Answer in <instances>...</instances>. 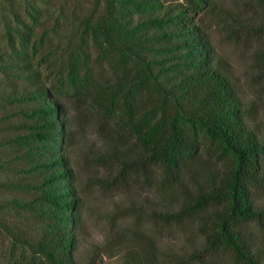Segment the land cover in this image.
<instances>
[{"label":"trees","instance_id":"trees-1","mask_svg":"<svg viewBox=\"0 0 264 264\" xmlns=\"http://www.w3.org/2000/svg\"><path fill=\"white\" fill-rule=\"evenodd\" d=\"M24 1L0 4V46L6 47L0 49V146L8 141L18 148L26 176L16 186L32 194L24 206L44 230L15 233L0 218L13 243L34 257L9 264H79L85 202L71 156L80 136L70 119L72 101L87 103L101 120L105 148L91 162L106 175L88 179L87 190L153 188L161 209L151 218L190 224L203 238L169 264H264V207L256 206L264 194V141L254 125L257 106L245 105L230 66L213 48L220 0H126V8L120 0H93V7L75 11L64 60L49 74L42 65L52 45L44 47L43 38L60 24L44 15L55 8L67 18L69 0H40L42 8L39 0ZM254 2L261 21L231 15L221 28L232 41L249 43L264 82V0ZM148 8L166 11L133 24L135 12ZM88 41L92 50L83 49ZM97 62L110 68L111 78L99 73ZM126 213L120 209L116 218ZM110 241L99 251L124 250L123 264H159L157 245L143 231L114 232Z\"/></svg>","mask_w":264,"mask_h":264},{"label":"rangeland","instance_id":"rangeland-1","mask_svg":"<svg viewBox=\"0 0 264 264\" xmlns=\"http://www.w3.org/2000/svg\"><path fill=\"white\" fill-rule=\"evenodd\" d=\"M0 4L7 6V0H0ZM67 1V0H59ZM145 0H136L138 4ZM26 1L23 0V3ZM126 0L118 2L119 8L128 7ZM162 3L174 4L182 0H161ZM28 4L34 3L31 0ZM38 8L45 7L43 1L37 2ZM79 6V9L76 7ZM221 18L212 30V44L216 56L224 59L230 66V75L235 83L240 87L241 96L246 106L255 104L257 113L254 117V125L259 132V136L264 141V82L259 78L253 63L252 47L247 42L236 43L226 36L221 28V21L227 20L231 15L243 16L247 23L256 24L261 21L263 13L255 5L254 0H220ZM93 7V0H69L67 18L60 16L59 10L53 8L49 15H44L46 19L52 17V24L58 21L56 33H50L48 37L43 38V46L52 48L47 52L45 61L42 65L44 73L57 72L58 66L63 57H65V47L67 37L75 29L74 14L75 11ZM131 9V7H130ZM166 9L141 10L135 12L133 24H142L149 19V14L162 17ZM1 15V14H0ZM27 20L28 19L27 17ZM2 19L0 18V22ZM32 22V21H31ZM50 23V25H51ZM173 30V28H171ZM3 28H0V34ZM79 34L78 40H80ZM92 43L88 41L83 46L84 50H92ZM4 43L0 49L5 51ZM99 73L111 78V70L108 66L97 62ZM70 119L74 129L80 133L78 143L72 148L71 156L78 177V186L84 190V230L80 236L79 247L77 249V260L79 264H89V260L94 251L100 252V249H106L110 246L114 232L123 230H139L147 233L155 241L159 264H169L173 255H189L195 248L203 243V238L198 235L196 229L190 225L174 226L164 225L151 218V212L160 210V200L153 191V188L136 187L119 192H102L98 188H89L87 190V180L90 178H101L106 172L91 162V157L103 152L105 145L98 133L100 119L95 110L87 103L69 102ZM197 137L202 143L206 142L205 133L198 129L195 131ZM10 137V136H9ZM4 136L0 134V141ZM37 150V148H35ZM18 148L6 141L0 146V218L4 224L16 230L15 233L34 231L36 234L42 233L44 228L34 225L26 212V203L32 201L33 196L26 190L18 189L16 185L26 176L21 173L24 165L23 159H18L15 153ZM218 167V166H217ZM20 171V172H19ZM22 182V181H21ZM24 185V184H22ZM257 208L264 207V194L259 193L256 202ZM127 211L126 216L117 219V212ZM131 209H133L131 211ZM135 209V210H134ZM133 213V214H132ZM114 219V220H113ZM127 234H130L128 231ZM132 235H129V238ZM11 234L0 227V261L2 264H9L18 261L21 257L34 258L31 251L24 245L13 243ZM117 243L114 241L113 245ZM130 242L126 243L129 245ZM115 248L110 253L102 254L100 252L95 264H123L124 250ZM37 259V257H36Z\"/></svg>","mask_w":264,"mask_h":264}]
</instances>
